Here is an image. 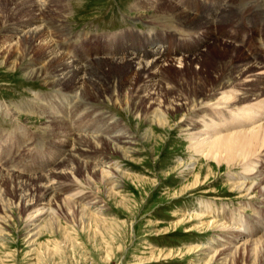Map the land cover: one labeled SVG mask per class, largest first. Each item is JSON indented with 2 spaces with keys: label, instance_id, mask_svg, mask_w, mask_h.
Instances as JSON below:
<instances>
[{
  "label": "rangeland",
  "instance_id": "1",
  "mask_svg": "<svg viewBox=\"0 0 264 264\" xmlns=\"http://www.w3.org/2000/svg\"><path fill=\"white\" fill-rule=\"evenodd\" d=\"M22 1L32 3L36 9L40 7L41 11L54 9L58 3L64 14L58 21L54 14L43 17L35 8L31 13L16 12L13 17L9 10H2L0 193L7 190V195L10 194L11 184L1 177L11 175L19 182L44 177L42 185H54L55 195L39 201L38 194L29 202L31 206L27 211L17 205H10L6 211L0 204V217H4L0 223V264H207V246L216 240L221 241L226 232L206 227V223L219 220L230 225L235 223L228 220L230 215L233 219H242L249 227L262 226L259 223L264 219V196L259 191L261 178H255L250 192L237 189L233 178L242 174L250 178L256 170L260 171L264 166V148L252 156L260 160L261 165L255 163L256 169L246 173L239 165L218 164L189 147L190 128L186 123L196 119L197 111L214 108L228 112L234 118L237 112H229L234 105L219 101L220 94L209 100L196 99L195 108L175 106L168 111L169 123L164 128L146 113L150 110L146 109L149 100L142 101L138 112L132 108L129 92L133 85L139 87L152 78L150 71L156 74L160 71L158 76L164 87L155 90L160 94L158 101H161L162 108L172 94L181 93L192 98V95L199 94V85H204L203 92L209 93L208 90L216 87L220 78L229 76L226 80L233 82L234 70L245 59L254 57L253 61L264 66V56L259 60L257 50L251 48L264 46L259 43H264V0H259L260 7L255 10L250 5L254 0L245 2L246 8L234 1L235 4L223 14V22L217 23L215 29L214 25L206 26L205 18L194 14L196 12L178 19L180 14L170 9L165 14H157L153 21L152 10L133 6L136 2L147 6L153 0ZM39 25L50 35L58 37L53 38L55 51L70 52L75 62L83 60L81 63L84 64L87 61L95 72L93 84L96 91L103 90L105 95L73 94L69 84L59 88L44 84L41 78L28 77L27 72L36 65L33 61L40 59L42 52L31 46V58L25 57L27 39L18 34L12 39L9 31L18 26L23 31ZM247 28L253 32L251 44L242 37V32L248 33ZM132 30L138 31L137 34ZM232 31V37L228 38ZM175 32H178L175 36L186 38L183 45L188 52H194L200 41H207L201 42L197 55L203 57L204 72L195 61L185 66L177 56L165 58L159 69L146 73L137 70L127 54H121L123 60L120 63L105 61L107 59L103 57L107 53L141 50L152 42L162 44L170 33ZM219 32H224L220 38L222 43H215ZM258 36L261 38L259 42ZM15 38L22 39L19 50L13 45L8 47ZM223 42L238 45L239 49L225 46ZM161 46L158 45L157 49L160 50ZM260 52L264 55V48ZM17 55L18 61L13 69L9 61ZM194 70L201 74H194ZM130 79L135 84L129 82ZM148 89L153 91L150 87ZM236 95L240 96V92ZM263 120L256 117L252 122L258 124ZM112 124H117L114 131L122 136L119 151L113 150L116 148L92 150V153L81 151L84 161L103 166L98 167L106 171L107 182L96 172L89 171L87 177L82 168L77 170L74 164L63 166L68 149L74 147L76 133L108 137L113 134ZM107 169L113 172L107 173ZM69 197L87 212L82 220L79 213H68L65 208L53 216L52 222L41 215L47 199H54L51 202L56 199L63 204V200ZM37 202L38 212L33 209ZM202 203L211 204L212 209L207 211ZM199 213L203 214V222L195 217ZM222 215L226 220L221 219ZM252 233L256 234V231Z\"/></svg>",
  "mask_w": 264,
  "mask_h": 264
},
{
  "label": "bare ground",
  "instance_id": "2",
  "mask_svg": "<svg viewBox=\"0 0 264 264\" xmlns=\"http://www.w3.org/2000/svg\"><path fill=\"white\" fill-rule=\"evenodd\" d=\"M57 1L59 2V0ZM161 1L162 0H153L152 4H148L147 6L146 5L142 6V3L136 2V3H133L134 4L133 6L134 8L135 7L136 8H147L148 10H152L153 12L152 20L153 21H155L156 17H158L157 14H165L170 9L174 10L176 14L178 13L181 15V16L178 15L179 16L178 19H181L183 16L184 17L191 16L194 12H196L194 14H200L198 15L199 17L205 18L204 23L206 26L210 27L214 25L213 28L215 29V25L217 23L223 22V19H222L223 14L225 13L227 9H229L230 6L235 4L233 3L234 1H239V3L237 4H240V6L246 8V5L244 3L249 0H220V1L219 0H166L165 2H161ZM214 2H216L215 6H213ZM57 4L56 6L54 5L55 6L54 9H51V10L46 9V10L41 11L40 7L36 9V6L33 7V4L30 2H25L22 0L20 1L19 0H0V17L2 16V10L4 9L9 10V12L11 13L10 16L12 17L13 15H16V12L26 14V13H31L32 11H35L36 9V11L41 12L40 14L43 17L49 16V15L51 17V15L54 14L56 16V19L58 20L64 11L62 7H60V5H57ZM164 4L166 5L165 7L163 6ZM253 4H250L252 5V10L258 9L260 7L259 0H254ZM240 10L242 11L243 8ZM21 19H23V17H21ZM246 20L248 21V23H251L249 18L248 19L246 18ZM9 32L11 33L9 37L12 39L14 36H16V34L20 36L23 35L27 39L25 43L29 47L27 46V49L26 47H24L27 50V53L26 54L17 53V54H21V56L25 54V57L29 56L31 58V54H30L31 52L29 50L31 46H35L36 50L42 52V55L39 57L40 59L38 60L36 59L35 61H33L35 62L36 65L27 72V75L29 78H41L44 84L53 85L54 87H59V88H63L64 86L66 87L69 84L70 85L69 88L71 89L73 94L74 93L75 94L79 93L83 95L85 94L93 95L94 94V96H100V97L106 94L101 89H100L101 90L100 92L96 91L95 85L93 84L94 83L93 79L95 78V72L90 67V65L87 63V61H85L84 64L81 63L83 62V60H81V62H75L76 59H74V56L69 54L70 52H68V54H64L62 51L57 52L58 48L56 49L57 51H55L53 47V43L55 41V39L53 38L55 34L54 36L50 35L48 33V30L45 27H42L40 25L32 26L30 29H25L21 31L18 26V27L13 28L12 31H9ZM137 32L138 31L132 30L133 34H137ZM177 33L178 32H175L172 34L170 33L169 36L171 37L172 35L177 34ZM59 35L60 37H62L60 33ZM222 35L224 36V32L222 33L219 32L214 42L222 43L220 39L223 37ZM232 35H233V31L229 34L228 38L232 37ZM57 38L58 37H56V39ZM241 40L243 41V39ZM260 40L261 38L258 36V42ZM19 41L22 42V39L21 40L16 39L15 42L8 44V47L13 45V48L15 50H19V46L22 45L20 44ZM181 41H182V38H181ZM201 42L204 43L207 41H200L197 47L195 48L194 52L189 51L187 52V54H183L182 49L180 48V49H174V52L176 53L173 55H176V54L179 55L177 58L180 60H183L182 63H184L185 66H188L190 61H195L196 64H199L201 66L200 71L202 72L205 66L204 60H202L203 59L202 56L197 57V55H199V48H200L199 46H201ZM183 43H184V40L182 41V44ZM259 43L264 45L263 42H259ZM57 44H59V42ZM158 45H159V42H152L149 46L144 47L141 50L126 49L128 50L127 52L125 51L123 53H107L105 54L106 56L104 55L103 57L107 59L105 61H109L111 63L112 62L120 63L123 60L122 59L123 57H120L121 54H127L129 57H131L129 59L133 60V61L130 60V62L136 65L137 70H141L144 73H146L152 69H156V68L159 69L161 61L164 60L165 58H168L166 56V53H164L166 52V49L158 50L157 49ZM224 45L231 46L234 48L238 46L234 44L232 45L231 43L230 44L224 43ZM162 47L163 46H161V48ZM261 47H264V46H261ZM238 49L239 48L236 47V50ZM185 57H187L186 60H185ZM69 58L73 60L70 61ZM253 59L254 57H251L250 59H247V60L245 59L242 61V63L239 66L236 67V69L234 70L235 77L233 79L234 80L233 82L228 83L226 79L229 76L227 75L228 77L226 79L220 78V80H217L218 83L216 84V87L210 88L208 90L209 93H204L203 92L204 85L203 86L199 85L197 86V88L199 89L198 90L199 94L192 95V98H189V96H184L185 94H181V93L172 94L170 97H168V99H166V103L163 105L164 107L162 108L160 105L161 101H158L160 94L157 93L155 88L160 89L161 87H164L162 85L163 80H161V78H159L158 76L160 71H158V74H156L157 72L150 71V73L154 75V76L151 75L152 78H150L149 80L145 78V80L147 81L144 84L142 83L143 85H139V87L135 85L132 86V90H130L129 92V96H131L132 98L131 106L138 112L141 109L140 107L143 105L142 101L149 100L147 101L149 103V106L148 107L146 106V109L149 108L150 110L146 111V113L147 114L150 113V115H152L155 118L154 122L158 126H162L165 128L166 125L169 123L168 111H172L175 106H178L181 108H188V107L195 108L196 107L195 103H197L196 99H198L199 101L201 100L204 101L206 99L209 100L213 97H216L218 94H220L219 101L223 100L224 103L231 102V104L234 105L233 106L234 108L233 107L230 108L229 112L230 113L231 111L237 112V115L233 118L232 115L229 114L228 112L225 113L219 109H214V108L210 110L204 109L203 111H200V112L197 111L196 116H194V119L195 118L196 119L195 120L192 119L188 123H186V126L190 128V134H189L190 146L189 147L192 148L197 153L203 154V156H205L206 158H212L218 164L225 163L229 166L239 165L244 170V172L246 173L253 172L256 169L254 164L259 163L260 160H257L255 156L254 157L252 156L255 155L257 152L260 153V150L264 148V120L262 121V123H258V124H255L252 122V120L256 117H260L264 119V66L259 63H256L255 61H253ZM17 61H18V55L13 60L9 61V63L11 64L10 66L13 69L16 64L15 62ZM200 71L198 72L194 70L193 72H195L194 74L196 75H200L201 74ZM156 77L158 78L156 79ZM129 82H133L132 84H135L134 81H132L131 79L129 80ZM145 84H148V85H145ZM149 87L151 90H153L152 92H150V90L148 89ZM145 92H147V94H141ZM236 92H240V96L236 95ZM134 94L135 96L133 97ZM199 101H198V106L200 105ZM259 109H261L262 112L261 111L258 112ZM115 127H117V124L116 125L112 124L111 128L113 129V134L108 137H97V136H93L92 134L91 135L86 134L85 132L76 133V135L78 136H76V140L74 139L75 144L72 145L74 147H71L70 149H68L69 153H68L67 158L63 157V158H66L64 160L63 166H67L70 164L72 166L74 164L75 169L78 170L79 168H82V170L86 173L85 175H87V177L89 175L88 174L89 171L92 173L96 172V174H98L99 177L103 181H106L107 180V174H105L106 171H104L103 168L101 169V167H98L101 164H98V165L91 164L90 162L84 161L83 157L81 156V151L92 153V150L94 152V150H97V149L103 150L105 148H109L111 150L113 148H116L113 150L115 152L119 151L120 148L118 147L121 146L120 140L122 136L116 134V130L114 131ZM79 156H81L80 159H79ZM83 156L86 157L85 155ZM250 157H252V159H250ZM110 172H113V171L111 170L109 171L107 169V173H110ZM253 175L254 176L250 178L245 174L234 177L233 179L235 181L234 182L235 187L239 190L250 192L251 185L255 183V178L260 177L262 180V183L260 184L261 188L259 191L263 192L262 196H264V166L260 171L256 170V172ZM20 177H23V176H20ZM1 178L2 180L11 184L9 195H7V190L2 191L0 193V204H2V206L4 207V210L6 211L9 209L10 205L20 206L22 211L23 210L27 211L29 209L28 207L31 206L29 202L33 201L34 198L36 199L38 194H40L39 201L43 200L44 198H47L48 196L55 195L54 194L55 192L53 193V190L55 189L53 188L54 185L51 187L42 185L41 179L44 177H42L41 179L40 178H31L27 180L24 179L25 180L24 182H19L18 179H15L11 175L8 177H1ZM52 200H50V198L47 199L48 201L46 203L47 206L43 207L45 209L42 212L40 211V208H37L39 202L36 203L33 209H35V211L37 212L40 211L41 215L42 214L45 215L51 222L54 220L53 216L58 214L60 212L59 210L63 208H65L68 213H75V214L79 213L80 220H82L84 215H86L87 213L84 209L79 208L77 204L74 203V201L71 199V197H69L68 199L65 198L62 202L63 204H59L56 201V199L55 201H53L54 204H52L53 203L51 202ZM201 206L205 207L207 211H209V209H212L211 204H208V203L206 204L202 203ZM202 215H203L202 213H199L195 217L201 220V222H203L201 219ZM228 217L230 218V219L228 218L230 222L231 220H234L235 223L233 222L230 225L229 224L227 225L224 221L220 223L219 220L217 221L212 220L205 224L206 227L207 226L215 227V228L220 229L223 232H226L225 237H223L221 240L222 242L220 240H216L214 241V243L211 242V244L207 246L208 249L206 252H208L207 254L208 259L206 263L207 264L209 263L211 264H240L242 262L241 264H260L262 261H264V219L262 218L263 222H259L260 224H262V226H257L255 228H252V227H249L248 224L240 218L233 219L231 218L230 215H228ZM3 218L0 217V223L3 222ZM221 219H225L224 215H222ZM258 228H260V230H258ZM254 229H257V230H254ZM252 231H256L257 235L255 233L254 235ZM241 239L242 241L240 243H237V241Z\"/></svg>",
  "mask_w": 264,
  "mask_h": 264
}]
</instances>
